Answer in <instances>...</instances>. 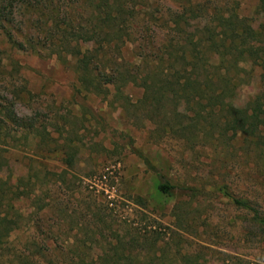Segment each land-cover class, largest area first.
I'll list each match as a JSON object with an SVG mask.
<instances>
[{
	"label": "trees",
	"instance_id": "1",
	"mask_svg": "<svg viewBox=\"0 0 264 264\" xmlns=\"http://www.w3.org/2000/svg\"><path fill=\"white\" fill-rule=\"evenodd\" d=\"M161 1L0 0V37L11 50L0 51V82L10 79L8 86H14L13 74L20 64L14 58L16 52L56 58L77 74L80 91L104 99L111 97L130 106L140 104L138 109L146 118L162 127L179 110H187L190 120L178 121L176 128L189 142L205 143L208 135L216 141L240 135L258 146L264 145V91L248 100L240 99V91L255 82V67L261 69L258 77L264 86V0H257L252 16L242 15L237 0H167L166 7ZM154 16L165 21L166 26L157 25ZM132 44L134 55L128 59L124 50ZM9 61L13 71L8 67ZM247 64L250 69H246ZM130 85L143 90L136 103L125 92ZM17 98H22V92L12 91L11 96L0 97V258L12 234L21 229L26 218L17 208V201L26 197L42 202L43 191L48 196L52 189L55 191L48 187L38 189L42 194L35 193L42 180L35 174L25 182L18 178L16 183L10 174L5 176L10 164L3 152L15 148L12 142L16 140H27L32 135L46 154L58 151L51 146L58 140L47 126L17 113ZM133 150L155 174L156 193L161 198L169 201L178 195H199L195 187L173 183L147 155ZM79 153L80 148L71 138L70 143L59 149L67 170L75 167ZM67 170L59 173L47 167L46 177L66 182ZM218 191L264 223L250 200L236 196L226 186ZM50 199V203L38 206L39 210L54 202L60 216L64 215L65 199L58 194ZM89 212L90 215L81 212L79 216L86 222V235L91 236L93 244L82 250L77 241L73 242L71 247L80 252L77 257L70 261L62 259L65 255L62 248L61 260L55 259L56 248L42 247L34 240L27 248L31 253L15 252V261L11 263L38 264L36 260H42L44 264H206L196 252L179 253V260L172 261L165 255L164 239L157 230L147 234L134 227L126 228V234L118 235L114 242L105 233L110 221L100 210L88 208ZM179 220L185 222L183 218ZM38 228V232L44 230ZM103 240L107 245L102 244Z\"/></svg>",
	"mask_w": 264,
	"mask_h": 264
},
{
	"label": "rangeland",
	"instance_id": "2",
	"mask_svg": "<svg viewBox=\"0 0 264 264\" xmlns=\"http://www.w3.org/2000/svg\"><path fill=\"white\" fill-rule=\"evenodd\" d=\"M166 1H161L165 7ZM237 1L242 15H253L257 0ZM154 17L157 25L166 26L165 21ZM134 46L125 47L128 59L134 55ZM0 51H11L1 37ZM13 55L20 63L13 74L15 84L9 87L10 79L1 81L0 97L11 96L12 91L22 92V98L16 99L17 113L47 126L58 140L50 145L58 151L46 154L43 147L39 148L37 138L30 135L27 140L12 142L15 148L10 147L9 153L3 152L10 164L5 176H13V183L18 178L25 182L35 174L42 178L35 193L42 194L41 189L48 187L55 191L52 189L51 196L43 191L42 202L26 197L17 201V208L26 218L21 229L12 234L0 264H13L15 252L19 255L26 250L30 254L27 248L34 240L42 247L56 248L55 259L61 260L62 248V259L77 257L80 252L71 247L73 242L77 241L82 250L93 244L91 236L86 235L88 226L79 216L81 212L90 215L88 208L100 210L110 221L105 233L114 242L118 235L126 234V228L134 227L147 234L159 231L165 255L172 261H178L181 253L196 252L206 264H264V223L218 191L226 186L236 196L250 200L264 219V145L258 146L240 135L222 141L208 135L205 143L189 142L176 128L178 121L190 120L185 109L162 127L146 118L138 109L140 104L130 106L111 97L104 99L80 91L77 74L56 58L43 59L30 52ZM8 67L12 68L10 61ZM245 67L250 69V64ZM260 72L255 67V82L240 91L241 100L264 91ZM125 92L132 103L143 94L142 88L133 85ZM1 101L5 103L2 98ZM197 133L203 137L200 131ZM70 138L80 153L75 167L67 170L59 149L70 143ZM133 149L147 155L173 183L195 187L199 195H178L169 201L161 198L156 193L155 174ZM47 167L59 173L67 170L66 182L46 177ZM33 182L36 183L35 178ZM56 193L65 199V214L61 212L64 215L60 216L54 202L40 211L38 206L50 203ZM178 215L185 222H180ZM38 226L44 230L38 232ZM104 241L102 244L107 245ZM36 262L44 264L42 260Z\"/></svg>",
	"mask_w": 264,
	"mask_h": 264
}]
</instances>
